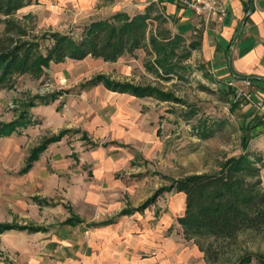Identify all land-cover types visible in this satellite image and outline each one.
I'll return each mask as SVG.
<instances>
[{
	"label": "rangeland",
	"instance_id": "rangeland-1",
	"mask_svg": "<svg viewBox=\"0 0 264 264\" xmlns=\"http://www.w3.org/2000/svg\"><path fill=\"white\" fill-rule=\"evenodd\" d=\"M79 2L31 0L15 19L28 35L57 32L77 38L91 22L111 17L110 0L83 6ZM178 53L176 60L184 68L179 76L158 77L149 70L153 58L140 50L115 63L87 57L51 64L39 79L14 77L12 88L0 89V123L19 120L20 115L29 122L15 132L28 129L21 143L13 144L15 138L9 137L14 133L0 138V222H20L15 208L33 198L20 171L32 149L63 131L68 132L62 138L67 136L72 145L69 172L87 174L91 181L94 171L110 163L114 178L122 180L131 193L121 201L127 207L142 206L153 198V203L158 200L166 209L178 193L177 181L219 173L226 160L239 157L243 127L253 114L246 107L252 105L234 102L225 82L192 57L181 60L182 52ZM98 75L117 83L154 87L182 102L135 98L111 92L102 84L87 87ZM59 123L67 127L56 132L47 128ZM248 151L254 153L252 140ZM259 175L264 190V167ZM195 239L207 249V264H239L246 256L255 263L254 256H264L263 233L242 232L233 242L217 244L207 235Z\"/></svg>",
	"mask_w": 264,
	"mask_h": 264
},
{
	"label": "crops",
	"instance_id": "crops-1",
	"mask_svg": "<svg viewBox=\"0 0 264 264\" xmlns=\"http://www.w3.org/2000/svg\"><path fill=\"white\" fill-rule=\"evenodd\" d=\"M79 1L83 6L95 0ZM110 2L111 16L147 14L151 34L180 37L183 42L177 52L192 47L187 59L205 65L215 78L223 82L232 74L250 78L254 96L263 106L261 110L247 106L253 114L246 122L254 126L253 151L264 163V0H216L224 14L218 10L209 18L197 17L172 0ZM47 126L51 132L67 127ZM27 130L11 135L13 144L27 138ZM68 140L66 136L48 145L30 170L19 176L31 186L33 198L15 208L20 222L10 224L42 230L0 233V264H207L202 246L195 238H186L177 222L185 212L183 194L171 197L167 210L157 200L121 215L140 207L121 202L126 193L131 194L125 183L114 178L110 163L94 171L91 181L87 174L69 172ZM69 219L71 224L66 223Z\"/></svg>",
	"mask_w": 264,
	"mask_h": 264
},
{
	"label": "trees",
	"instance_id": "trees-1",
	"mask_svg": "<svg viewBox=\"0 0 264 264\" xmlns=\"http://www.w3.org/2000/svg\"><path fill=\"white\" fill-rule=\"evenodd\" d=\"M30 5L31 0H0V89L12 88L14 77L39 79L51 64H62L66 60L82 61L87 57L115 63L122 56H133L140 49L145 51L147 57L153 58L149 61V70L160 78L179 76L180 70L184 69L176 60L179 55L177 50L183 40L180 37L159 38L151 34L147 14L129 18L118 13L108 19L93 21L77 38L57 32L40 36L28 35L15 19L19 10ZM191 49L188 46L182 51L181 60L190 56ZM99 84L111 92L125 93L136 98L154 97L159 101L182 102L154 87L117 83L103 75L96 76L86 86ZM25 120V115H20L19 120L0 123V138L10 136L18 128H25L29 124ZM243 129L242 153L237 158L226 160L219 173L189 176L176 182L177 192L186 196L184 215L177 218L186 238L207 235L213 244H217L233 242L242 232L264 234V190L260 188L259 175L264 163L259 156L248 151L254 126L248 122ZM67 132L45 139L32 149L20 174L27 173L48 145L59 141ZM259 164L261 166L257 167ZM153 201L151 198L142 206L123 210L120 214L140 211ZM72 222L73 219L66 221L68 224ZM75 222H79L78 219ZM8 230L39 232L42 229L0 223V233ZM203 251L207 261V249ZM254 258L257 263L252 262L251 256H246L240 259L239 264H264V256L257 255Z\"/></svg>",
	"mask_w": 264,
	"mask_h": 264
},
{
	"label": "built area",
	"instance_id": "built-area-1",
	"mask_svg": "<svg viewBox=\"0 0 264 264\" xmlns=\"http://www.w3.org/2000/svg\"><path fill=\"white\" fill-rule=\"evenodd\" d=\"M175 4L191 11L195 16L209 18L215 12L220 10L217 7L216 0H172ZM224 14L223 10H220ZM226 87L232 91L233 101H244L246 105H252L256 110H261L263 102L256 100L253 91L252 81L232 74L225 81Z\"/></svg>",
	"mask_w": 264,
	"mask_h": 264
},
{
	"label": "water",
	"instance_id": "water-1",
	"mask_svg": "<svg viewBox=\"0 0 264 264\" xmlns=\"http://www.w3.org/2000/svg\"><path fill=\"white\" fill-rule=\"evenodd\" d=\"M252 8H253V7L251 6V10H252Z\"/></svg>",
	"mask_w": 264,
	"mask_h": 264
}]
</instances>
